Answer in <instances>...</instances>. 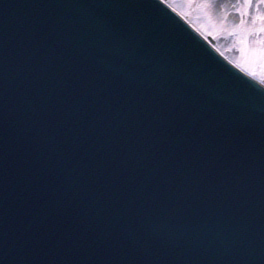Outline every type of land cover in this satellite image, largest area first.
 Returning <instances> with one entry per match:
<instances>
[{
	"label": "water",
	"instance_id": "1",
	"mask_svg": "<svg viewBox=\"0 0 264 264\" xmlns=\"http://www.w3.org/2000/svg\"><path fill=\"white\" fill-rule=\"evenodd\" d=\"M0 264H264V90L161 0H0Z\"/></svg>",
	"mask_w": 264,
	"mask_h": 264
},
{
	"label": "rangeland",
	"instance_id": "2",
	"mask_svg": "<svg viewBox=\"0 0 264 264\" xmlns=\"http://www.w3.org/2000/svg\"><path fill=\"white\" fill-rule=\"evenodd\" d=\"M172 5L185 16H191L194 24L201 28L215 41V45L226 53L235 63L243 66L256 77L264 75V59H261L259 50L264 48V21L256 20L254 24L245 25L237 29V25L243 17L244 20L252 19L255 14L237 0H220V4L211 15L206 14L197 4H188L184 0H175ZM261 13H264V5H260ZM246 55L242 56L241 48ZM251 47L252 51L248 49Z\"/></svg>",
	"mask_w": 264,
	"mask_h": 264
},
{
	"label": "snow or ice",
	"instance_id": "3",
	"mask_svg": "<svg viewBox=\"0 0 264 264\" xmlns=\"http://www.w3.org/2000/svg\"><path fill=\"white\" fill-rule=\"evenodd\" d=\"M161 2L164 3L165 5L171 6L172 3H175V0H161ZM184 2L188 4L198 3L201 9L208 15H211L213 10L220 4V0H184ZM237 3H242L243 5L247 6L249 10L253 8L256 9V15L252 19L246 21L243 19V17H241L239 23L235 25L237 29L243 28L245 25H248V24H254L257 19L264 21V13H261L260 7H259L260 5H264V0H237ZM173 10L175 11V9ZM260 30L264 31V28ZM212 46L214 48L216 47V45L214 44ZM217 51H219V49H217ZM248 51L249 52L252 51L251 47H249ZM241 54L242 56L247 54L243 47L241 48ZM259 55L261 59H264V48L259 50ZM251 75L255 78V73H252ZM257 82L259 83L260 88L264 90V75L260 76ZM176 191L181 192V191H184V189L181 187V188H177ZM190 203H191L190 201H186V205ZM139 222L140 223H144V222L151 223L149 221V213L147 211L144 212V216ZM151 227L153 228L154 231H159L161 229L160 224H151Z\"/></svg>",
	"mask_w": 264,
	"mask_h": 264
},
{
	"label": "bare ground",
	"instance_id": "4",
	"mask_svg": "<svg viewBox=\"0 0 264 264\" xmlns=\"http://www.w3.org/2000/svg\"><path fill=\"white\" fill-rule=\"evenodd\" d=\"M251 12H252V15H253V13L256 15V9L255 8H253V11L251 10ZM220 50V49H219ZM221 51V50H220ZM221 53L223 54V55H225L228 59H230V60H232L226 53H224V52H222L221 51ZM232 61H234V60H232Z\"/></svg>",
	"mask_w": 264,
	"mask_h": 264
}]
</instances>
